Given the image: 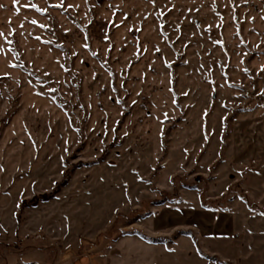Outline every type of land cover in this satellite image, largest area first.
<instances>
[{
    "label": "rangeland",
    "instance_id": "rangeland-1",
    "mask_svg": "<svg viewBox=\"0 0 264 264\" xmlns=\"http://www.w3.org/2000/svg\"><path fill=\"white\" fill-rule=\"evenodd\" d=\"M262 65L264 0H0V264H264Z\"/></svg>",
    "mask_w": 264,
    "mask_h": 264
},
{
    "label": "crops",
    "instance_id": "crops-1",
    "mask_svg": "<svg viewBox=\"0 0 264 264\" xmlns=\"http://www.w3.org/2000/svg\"><path fill=\"white\" fill-rule=\"evenodd\" d=\"M225 233L226 232H223V234H216V236H218V238H220V239H222V238H224V242H226V241H228V239H230L231 237H228V234H226L225 235ZM223 235V236H222ZM263 238H264V236H263ZM214 239V238H213ZM263 241H264V239H263ZM227 243V242H226ZM246 243V245L244 246V247H242L241 248V251H240V254H241V257L242 258H249V255H248V249H249V244H248V246H247V241L245 242ZM262 244L264 245V242H262ZM251 248V247H250ZM244 253V254H243ZM246 259V260H247ZM251 264V263H250Z\"/></svg>",
    "mask_w": 264,
    "mask_h": 264
},
{
    "label": "snow or ice",
    "instance_id": "snow-or-ice-1",
    "mask_svg": "<svg viewBox=\"0 0 264 264\" xmlns=\"http://www.w3.org/2000/svg\"><path fill=\"white\" fill-rule=\"evenodd\" d=\"M14 2H15V0H14ZM33 8H38V6L37 5H31ZM40 11H44V9H40ZM33 23H38L37 21H35V20H33L32 21ZM41 27H46V25H41ZM9 43H11L10 41H9ZM218 43H223V41H218ZM85 47H87V45H85ZM262 68H264V65H262L261 66Z\"/></svg>",
    "mask_w": 264,
    "mask_h": 264
},
{
    "label": "trees",
    "instance_id": "trees-1",
    "mask_svg": "<svg viewBox=\"0 0 264 264\" xmlns=\"http://www.w3.org/2000/svg\"><path fill=\"white\" fill-rule=\"evenodd\" d=\"M53 195H54V193H53Z\"/></svg>",
    "mask_w": 264,
    "mask_h": 264
}]
</instances>
